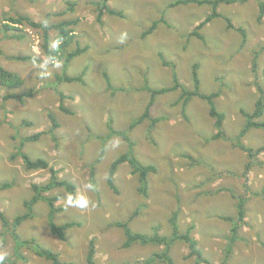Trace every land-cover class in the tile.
Instances as JSON below:
<instances>
[{"label": "rangeland", "instance_id": "374dc122", "mask_svg": "<svg viewBox=\"0 0 264 264\" xmlns=\"http://www.w3.org/2000/svg\"><path fill=\"white\" fill-rule=\"evenodd\" d=\"M98 1L0 0V20L19 15L41 24L78 19L76 38L67 51L88 48L64 69L63 62L44 54L40 29L15 23L17 31H3L0 25V66L24 79L17 89L0 86V94L34 92L23 102L0 100V210L8 218L6 223L0 219V264H52L34 252L32 243L17 250L15 234L52 249L63 262L90 264L89 244L94 241L96 264H143L162 247L139 243L122 247L126 236L113 223L133 216L136 231L151 234L160 225L163 234H170L178 202L182 231L195 225L193 236L211 264H264V151L250 160L237 146L247 121L243 111L255 110L261 96L258 88L264 89V0L221 3L218 11L233 27L223 17L215 18L200 31L203 40L192 32L211 12L209 4L172 7L179 0H110V8L123 16L106 13L98 22ZM60 12L65 15H54ZM155 22V29L142 36ZM240 27L246 31L244 48L243 35L236 29ZM50 36L53 48L57 31ZM196 65L201 92H219L216 107L225 114V135L213 139L218 132L204 100L191 98L184 113L180 90L156 96L151 116L164 119L152 134L147 120L127 133L136 143V156L158 167L150 176L149 197L140 194L138 175L128 162L117 171L115 193L108 173L112 161L128 148L123 133L153 98L152 92L140 88L146 81L152 89L170 87L176 70L180 82L192 90ZM86 68L84 83L60 79L79 76ZM59 93L66 96L63 102ZM61 103L69 113L60 109ZM50 114L58 124L52 133ZM257 121L264 122V114ZM109 122L118 133L105 141L114 132ZM41 132L45 134L27 142L23 151L32 159H46L61 178L77 186L76 205L64 188L46 193L59 196L56 207L63 209L55 223H81L67 232L65 240L50 230L46 201L38 202L33 216L14 228V219L27 211L24 203L33 196L32 186L51 178L49 169L26 168L18 154L24 137ZM240 141L253 149L264 147V127L251 128ZM103 147L106 155L101 156ZM249 160L254 165L246 172ZM208 179L213 180L202 185ZM227 187L247 198L245 223L229 255L233 225L222 217H237L238 202L230 191H217ZM189 254L182 242L172 249L176 264H197Z\"/></svg>", "mask_w": 264, "mask_h": 264}, {"label": "trees", "instance_id": "16d2710c", "mask_svg": "<svg viewBox=\"0 0 264 264\" xmlns=\"http://www.w3.org/2000/svg\"><path fill=\"white\" fill-rule=\"evenodd\" d=\"M248 0H179L176 2H173L171 6H176L179 4H191V3H197L199 5L203 4H209L212 7L211 12L205 17V19L194 29L192 34H195L200 37L201 40L204 39L203 35H199L200 31L213 19L223 17L224 20L230 22V19L228 17H225L222 13L218 11V7L221 3H235V2H246ZM110 0H100L96 3L98 7V15H97V21L101 22L104 18L106 13H109L111 15H117V16H123V14L120 11H117L115 9L110 8L109 6ZM73 7V6H72ZM262 12L264 14V5L261 7ZM54 15L58 16H64L65 12L60 13H54ZM261 17V16H260ZM3 20L6 21L3 24ZM78 19H64L57 21L53 24H46L44 23H37L34 22L29 16L26 15H19L17 18L13 17H5L2 20H0V25L3 29V31H17L18 29L15 28V26H12V24L18 23L22 25H27L29 27L40 29L42 33L43 38V49L44 54L49 57L52 61L56 62H63L64 69L67 68V66L70 65V63L78 57L79 55L85 53L88 51V48H78L74 50L73 52H68L67 47L69 44L73 41L74 38H76L75 35V29L74 26L78 24ZM11 23V25H10ZM157 22H155L146 32L142 34V36L146 37L148 34H150L156 27ZM230 27H233L231 23H229ZM234 29V28H233ZM238 31H240L243 35L242 38V44L241 47H245L246 45V31L245 28L240 27L236 28ZM52 30L57 31V37L53 41L54 47L51 48V36L50 32ZM198 65L194 68L192 72V83H193V89H186L184 85L180 82L178 74L176 70H173V84L170 87L162 88V89H152L148 85V81L145 82V86L140 88V90H148L152 92L153 98L149 102L148 106L146 107V110L143 115L139 116L138 118L134 119L131 124L128 126L127 130L123 133V137L127 140L128 148L126 151L121 152L117 155V157L112 161L109 173H108V184L109 187L115 192H118V188L116 186V174L119 169V167L128 162L131 167L133 168V173L135 175H138V181H139V192L140 194L147 198L149 197V190H150V176L157 173L158 167L155 164L146 163L144 161H141L135 154L134 148L135 144L134 142L129 140V137H127V133L129 131H132L134 128H136L138 125L144 123L146 120L149 122V132L152 134V131L155 129L156 125L164 118L162 117H153L151 116V108L155 103L156 96L160 94H165L168 92H174L176 90L181 91L179 102H182L183 108L182 111L185 113L188 101L193 97H198L201 100H204L209 105V114L210 116L215 120V127L217 129V134L214 135L213 139H218L222 136H224V120H225V114L220 112L216 107V99L219 96V92H212L209 94L201 92V80L197 72ZM87 68L83 70V73H81L79 76H63L60 79H64L66 82L72 83V82H82L84 83V76L87 72ZM64 72V71H63ZM107 82V88H112V83L109 77H106ZM24 83V79L17 73L10 72L5 70L2 66H0V86L6 89H17L20 88ZM123 90V89H122ZM259 92L261 93V96L259 99L255 102V110L253 112H246L243 111L244 115L246 116V124L244 125L243 129L240 131L239 136V143L237 146L244 150L247 153V156L250 158V160L254 157H256L258 154L264 151V147H259L257 149H253L251 147H246L243 145L240 141L242 137H244L251 128H262L264 127V122H259V120L263 114H264V89L262 87L258 88ZM34 94L33 91L30 92H23V93H6L5 95L0 94V100L5 102L9 101L11 99L18 100L19 102H23L25 98L31 97ZM59 97L61 101L63 102L66 99V96L63 93H59ZM60 109L65 112L69 113V111L63 106L61 103ZM50 119L52 122V128L50 129V133L53 132L58 127V124L56 123V119L53 114H50ZM113 129V133L109 134L107 136V139L105 141H108L110 137L117 135V131L114 130L111 122H109ZM45 134L44 132L37 133L32 136H26L22 139L20 146L18 149V154L22 156V159L24 160V163L26 165V168L30 170H38V169H49L51 173V178L48 183L46 184H35L32 186L33 196L30 200H27L24 204L27 209V211L22 214L18 215L14 219V228H17L20 226L24 221L29 219L33 216V210L34 207L37 205L40 201H46L47 205L50 209V230L54 235H57L60 237L61 240H65L67 237V232L71 229L77 228L81 225L80 221L75 222H65L63 224H57L55 223L54 217L57 213L61 212L63 209L62 207H56V202L59 200V196H46V193L53 192L55 189L58 188H64L67 192V194L71 198V202L73 204H78V193H77V186L76 184L72 183L68 179H63L59 176V172L53 168V166H50L49 162L44 159H32L30 156H28L27 153L23 151V147H25L27 142H35L38 141L41 136ZM257 154L256 156L254 154ZM106 155V150L104 147L101 149V156ZM185 157L191 158L189 155L182 154ZM105 157V156H104ZM193 159V158H192ZM194 160V159H193ZM248 161V164L246 165V172L249 171L254 165V162ZM100 161V159H99ZM244 175H247V173H244ZM213 179L205 180L202 185L208 184ZM3 187H6L7 184H3ZM233 187L230 188H222L217 190L218 192H221L222 190H227L233 193L231 195L232 200H237V217H234L232 215H226L222 218L231 223L233 226L231 227V233L229 237V245H228V255L233 251V247L236 244V241L239 239V231L242 228V225L245 223V216H246V201L247 198L236 194L233 190ZM179 201V200H178ZM140 209V207H139ZM135 214H138L136 211ZM179 214H180V202H178L177 209L173 211L171 221H170V227H171V233L170 234H163L161 232L160 225H156L153 227V233L146 234L142 231H136L134 227L131 225V221L133 220V216H130L128 220L126 221H116L113 224L116 227H120L123 229L124 235L126 236L125 242L122 245V247L130 248L134 244H141V245H156L161 246L162 251L160 252H154L151 254V256L146 259L143 264H176L174 258L172 257V249L175 246L176 243L182 242L185 243L188 248L190 249V254L188 255V258H192L196 261L197 264H211V262L204 257V253L202 249L199 246V241L193 236V232L195 230V225L191 224L186 231H182V227L179 223ZM0 219L6 223L8 221V218L5 216L4 213L0 210ZM15 241L17 244V250H19L21 247L25 246L26 244H34L35 249L34 252L41 257H44L52 262V264H78L75 262H63L59 259V254L54 252L52 249H47L41 244L37 243L35 240L28 241L23 240L19 238L18 234H15ZM90 250L87 260L90 264H96L95 260V243L94 241L90 242ZM18 253V251L16 252ZM18 257H20L22 260L24 259L23 255H20L18 253ZM228 258V256H227ZM12 262V260H11ZM2 264H5V262H1ZM225 264V263H224Z\"/></svg>", "mask_w": 264, "mask_h": 264}]
</instances>
